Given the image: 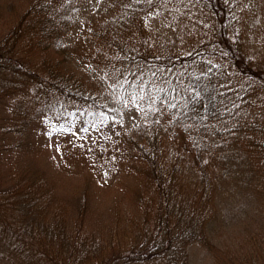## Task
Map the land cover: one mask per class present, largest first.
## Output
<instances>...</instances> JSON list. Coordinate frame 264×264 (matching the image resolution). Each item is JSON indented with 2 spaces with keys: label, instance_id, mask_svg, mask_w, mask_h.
<instances>
[{
  "label": "trees",
  "instance_id": "1",
  "mask_svg": "<svg viewBox=\"0 0 264 264\" xmlns=\"http://www.w3.org/2000/svg\"><path fill=\"white\" fill-rule=\"evenodd\" d=\"M88 1L0 0L1 21L10 26L0 35V98L28 86L36 107L14 97L6 129L22 136L51 99L80 103L90 121L121 119L112 93L78 72L67 50ZM96 2L97 13L107 10L90 32L102 43L108 72L125 92L151 100L132 144L150 167L154 197L144 202L139 223L124 224L119 240H106L87 230L81 216L71 218L43 178L0 183V264H187L191 244L212 243L207 226L216 216L221 178L238 175L247 186L252 176H264V22L253 37L257 46L246 44L259 0ZM171 8L192 13L188 21L183 17L186 48L161 37L152 43L130 38L142 16ZM178 135L199 173L177 150ZM233 156H240L243 172L232 167ZM256 237L251 251L224 264H264V235Z\"/></svg>",
  "mask_w": 264,
  "mask_h": 264
},
{
  "label": "rangeland",
  "instance_id": "2",
  "mask_svg": "<svg viewBox=\"0 0 264 264\" xmlns=\"http://www.w3.org/2000/svg\"><path fill=\"white\" fill-rule=\"evenodd\" d=\"M79 10L78 27L71 35L67 50L78 72L112 93L121 119L94 118L90 121L87 118L90 110L80 103L51 99L33 118L25 133L19 136L17 132L6 129H11L7 126L12 124L9 112L12 99L26 97L28 108H32L35 107V95L25 86L1 96L0 183L13 187L20 181L25 183V180L35 181L41 177L43 185L52 191L56 200L66 204L71 218L79 215L88 225L87 230L101 232L106 240H119L125 228L122 226L139 223L144 202L154 197L150 167L135 153L132 144V137L144 121L151 100L143 96L141 99V95L134 91L125 92L107 70L99 46L102 43L90 32L97 17L105 14L107 9L101 7L97 13V2L91 0ZM253 11L247 28L251 30L252 38L259 34L264 22V0H259ZM183 17L188 21L192 17L191 11L171 8L150 12L138 20L129 37L148 43L161 37L186 48L189 38L182 32L185 28ZM1 20L0 35L10 27L9 24L3 26L5 23ZM246 44L252 48L257 46L254 38L247 39ZM134 96L135 103L132 102ZM175 145L177 150L188 156L187 163L193 164L199 173L195 158L189 154L190 146L186 139L178 135ZM239 157L233 156L236 161H232V167H237L238 173L245 170L242 161L236 164ZM225 164L226 159L218 164V176L223 173ZM190 174L196 173L191 170ZM237 176L236 179L221 178L222 187L215 196L218 199L216 216L210 218L207 226L212 243L209 247L191 244L187 264H224L230 255L240 256L242 252L251 251L253 238L264 235V176H252L247 186ZM113 227L114 230L110 231Z\"/></svg>",
  "mask_w": 264,
  "mask_h": 264
},
{
  "label": "snow or ice",
  "instance_id": "3",
  "mask_svg": "<svg viewBox=\"0 0 264 264\" xmlns=\"http://www.w3.org/2000/svg\"><path fill=\"white\" fill-rule=\"evenodd\" d=\"M140 98L143 99L142 96H141ZM135 101H136V97L134 96L132 102L135 103ZM170 107H175V105H170ZM154 110H155V109L153 108V111H154ZM85 130H86V129H85ZM53 131H55V129H53ZM50 134H51V133H49V135H50Z\"/></svg>",
  "mask_w": 264,
  "mask_h": 264
}]
</instances>
